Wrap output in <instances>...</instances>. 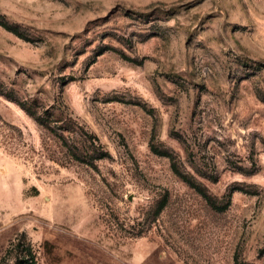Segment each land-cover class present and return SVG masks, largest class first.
<instances>
[{
	"label": "rangeland",
	"instance_id": "1",
	"mask_svg": "<svg viewBox=\"0 0 264 264\" xmlns=\"http://www.w3.org/2000/svg\"><path fill=\"white\" fill-rule=\"evenodd\" d=\"M0 264H264V0H0Z\"/></svg>",
	"mask_w": 264,
	"mask_h": 264
},
{
	"label": "trees",
	"instance_id": "2",
	"mask_svg": "<svg viewBox=\"0 0 264 264\" xmlns=\"http://www.w3.org/2000/svg\"><path fill=\"white\" fill-rule=\"evenodd\" d=\"M30 116H32L33 117V119L37 122V123H39V124H41V122H40V120H39V118H37L34 114H32V113H30V112H28L27 110H25Z\"/></svg>",
	"mask_w": 264,
	"mask_h": 264
}]
</instances>
